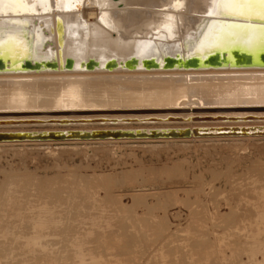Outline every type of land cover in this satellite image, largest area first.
<instances>
[{"label":"rangeland","instance_id":"rangeland-1","mask_svg":"<svg viewBox=\"0 0 264 264\" xmlns=\"http://www.w3.org/2000/svg\"><path fill=\"white\" fill-rule=\"evenodd\" d=\"M263 211L264 137L0 144L1 264H264Z\"/></svg>","mask_w":264,"mask_h":264},{"label":"water","instance_id":"water-1","mask_svg":"<svg viewBox=\"0 0 264 264\" xmlns=\"http://www.w3.org/2000/svg\"><path fill=\"white\" fill-rule=\"evenodd\" d=\"M84 9H97L96 21L88 22ZM250 70L264 71V0H0V76ZM2 81L43 85L48 96L23 107L4 95L0 127L264 121V103L190 97L181 105L111 106L90 95L95 84L78 78ZM250 81L228 80L226 88L245 91ZM257 85L264 91V80ZM81 87L96 105L77 106ZM61 99L67 105L57 106ZM191 136H264V127L17 132L0 133V142Z\"/></svg>","mask_w":264,"mask_h":264},{"label":"bare ground","instance_id":"bare-ground-1","mask_svg":"<svg viewBox=\"0 0 264 264\" xmlns=\"http://www.w3.org/2000/svg\"><path fill=\"white\" fill-rule=\"evenodd\" d=\"M89 10L90 9H88V11ZM93 11H95V9ZM86 16L87 17L89 16V18H91L90 20L93 19L95 21L98 18L96 11L94 13H90L89 15H86ZM88 22H90V21H88ZM237 74H244V75L242 77L231 76V75H237ZM249 74H255V75L249 77L248 76ZM260 74H264V71H253V70H250V71H202V72L173 71V72H114V73H104V74H102V73H89V74L54 73V74H32V75H6V76H0V103H2L1 100L4 99L3 96L9 94L8 97H11V98L7 102H13L14 104H20L23 107H28L31 103H33L34 105H36V104L39 105L40 103L45 101L43 98L48 96V90H47L48 87H44L43 85H37L36 83L32 84V83H28V82H25V83L17 82L16 84H21V85H19L18 88H15V87L11 88L10 85H8V84L5 85L2 80H10V79L60 80L61 78L71 77V78L82 79L85 81L86 84H91V85L95 84V86L89 85V89L91 91L90 95H92L96 98H101V100H99V102H101L105 105H111V106H113V105H128V106H153L154 107V106L181 105V104H187L190 97L195 99V100H199L202 104H212V103H219V102L226 103V101H231V99H234L233 100L234 104H261V103H264V91H260L259 89H255L256 86H258L257 81L264 80V75H260ZM237 78H243L246 80L250 79L251 81L246 83L247 85H249L248 86L249 89L243 91V90H239V89H233L232 90L230 88H226L232 84V82H228V80H233V79H237ZM77 83L80 86L82 85L81 82H77ZM77 92L80 93V94L76 93L77 97L75 99L78 101L77 106H88V105H96L97 104L96 101H93V100H90L87 98L86 95H88V93H86L82 87L80 88V91H77ZM188 92L191 94H195V95L189 96ZM65 101H66L65 99L64 100L61 99V101L59 100V103L57 104V106L60 107L62 105H64V106L67 105V101L66 102ZM77 106H73V107H77ZM69 107H71V106L69 105ZM158 125H162L165 127H159V128H122V127H126V126H158ZM188 125H194V126L189 127ZM86 126H111V127H117V128L93 129V130H81V129L71 130V129H69V130H38V131H5L8 129H15V128H69V127H86ZM175 126H182V127H175ZM223 127H264V121L263 122H208V123L189 122V123H184V124L158 123V124H125V125L124 124L123 125L122 124H117V125L78 124V125H71V126L22 125V126H17V127H5V126L0 127V133L55 132V131H97V130L98 131H101V130H139V129H147V130L148 129H186V128H188V129H194V128L211 129V128H223ZM246 137H264V136H227V137H200V138H196V137L191 136L190 138H165V139L158 138V139H104V140H64V141H14V142H0V144H4V143H48V142H60L61 143V142H86V141L87 142L88 141H122V140L156 141V140H188V139H224V138H246ZM12 200H11V203H12ZM15 208H16V206H15ZM16 210L19 212L18 209H16ZM46 213H45V215H46ZM29 219H30V217H29ZM44 223H47V222H44ZM43 226H44V224H43ZM40 227H42V226H40ZM47 227H48V225H47ZM4 229H6V228H4ZM34 230H35V228H34ZM37 231H39V230H37ZM5 232H7V230ZM46 233L48 234L49 232H46ZM1 234H4V233H1ZM33 236H34V234H33ZM32 237H30V238H32ZM36 237L40 240V239H42L43 236L41 238H39L38 236H35V238ZM37 238H36V240H37ZM30 241H32V240L30 239ZM39 242H41V241H39ZM251 242H252V240H251ZM251 242H250V244L254 245V243H251ZM247 243H248L247 245H249V242H247ZM262 243H263V241H262ZM255 244H257V243H255ZM33 245H34V243H33ZM31 246H32V244H31ZM258 247H260V246H258ZM252 249H253V247H252ZM34 250H36V249H33L32 252H34ZM249 251H250V249H249ZM261 253H263V252H261Z\"/></svg>","mask_w":264,"mask_h":264}]
</instances>
